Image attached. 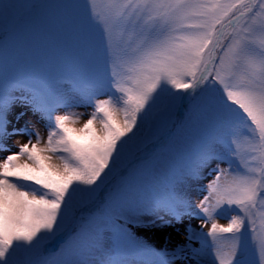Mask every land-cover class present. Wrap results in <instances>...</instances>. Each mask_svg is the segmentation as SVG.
<instances>
[{
    "label": "snow or ice",
    "instance_id": "1",
    "mask_svg": "<svg viewBox=\"0 0 264 264\" xmlns=\"http://www.w3.org/2000/svg\"><path fill=\"white\" fill-rule=\"evenodd\" d=\"M37 7L0 0V38ZM85 7L101 38L84 52V62L100 70L91 90L56 114L42 87L0 89V153L9 152L11 136L28 138L0 159V264H118L104 255L129 235L126 225L170 227L186 217L201 220L207 239L191 256L188 245L153 250L159 264H202L205 250L215 264H241L249 243L264 264V0H88ZM21 88L28 95L14 94ZM18 99L44 122L46 137L34 124L9 129ZM77 107L91 110H71ZM209 119L215 131L193 137L165 194L146 198L143 170L154 174L179 133ZM137 153L144 154L140 169L123 166ZM193 191L206 193L198 204ZM185 236L196 238L190 229ZM54 240L60 250L44 256L43 245ZM75 243L80 258H62ZM18 252L26 254L22 262Z\"/></svg>",
    "mask_w": 264,
    "mask_h": 264
},
{
    "label": "rangeland",
    "instance_id": "2",
    "mask_svg": "<svg viewBox=\"0 0 264 264\" xmlns=\"http://www.w3.org/2000/svg\"><path fill=\"white\" fill-rule=\"evenodd\" d=\"M34 3L38 7L27 23L7 39L0 38V89L6 91L10 84L42 87L48 98L56 105V114H64L66 109L63 105L76 103L80 91L91 90L90 86L99 76L100 70L94 63L84 62V52L100 46V33L87 22L85 5L88 0H34ZM21 92L25 96L28 95L23 88L16 90L14 94L20 97ZM201 104L208 106V98L202 100ZM71 110L88 112L91 109L77 107ZM21 112L24 115L17 120L16 116ZM9 119L11 121L10 130L22 129L26 125L34 124L37 130L46 137L47 130L44 122L34 115L22 100H17ZM214 131L215 125L209 119L198 130L185 129L180 132V138L174 150L163 154L160 162L155 165L154 174L152 170H143L147 177L146 198L165 194L169 182L176 178L173 175L174 171L178 174L188 162L189 153L194 147L193 137L210 135ZM27 140L25 135L11 136L7 140L9 152L0 153V159L10 152L18 151L19 146ZM33 142H35L34 139ZM141 154L137 153L136 156L129 157L124 161L123 166L140 169L144 164L143 159H138L132 164L130 162ZM210 179L211 176H208L199 184L205 185ZM205 194L193 191L191 193L193 203L198 204ZM140 219L146 223L149 217L144 216ZM227 222L226 218L219 219L221 224H227ZM126 228L129 235L123 236L118 247L104 255L105 260L111 259L118 264H159L160 257L155 255L153 250L172 251L177 245H188L186 252L188 256H191V250L200 249L202 240L207 239L202 235L207 232V228H201V220L198 217H186L183 223H173L170 227H144L132 223L126 225ZM189 229L196 237L191 241H187L185 236ZM51 242L43 245V254ZM54 250L59 251V245H56L47 256L51 255ZM82 252L81 245L75 243L64 249L62 258L79 259ZM205 252L207 254L203 255L202 264H215L208 250ZM25 258L26 254L23 252L16 254V260L19 262ZM237 259L241 264H258V257L251 243L242 249ZM177 264H191V262L182 258Z\"/></svg>",
    "mask_w": 264,
    "mask_h": 264
},
{
    "label": "bare ground",
    "instance_id": "3",
    "mask_svg": "<svg viewBox=\"0 0 264 264\" xmlns=\"http://www.w3.org/2000/svg\"><path fill=\"white\" fill-rule=\"evenodd\" d=\"M49 252L50 251L47 249L46 252H45V254H44V256H47L49 254Z\"/></svg>",
    "mask_w": 264,
    "mask_h": 264
}]
</instances>
